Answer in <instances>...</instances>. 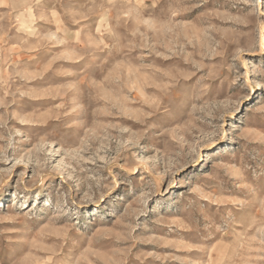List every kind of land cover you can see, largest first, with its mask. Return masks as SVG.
<instances>
[{
  "label": "rangeland",
  "instance_id": "rangeland-1",
  "mask_svg": "<svg viewBox=\"0 0 264 264\" xmlns=\"http://www.w3.org/2000/svg\"><path fill=\"white\" fill-rule=\"evenodd\" d=\"M0 264H264V0H0Z\"/></svg>",
  "mask_w": 264,
  "mask_h": 264
}]
</instances>
